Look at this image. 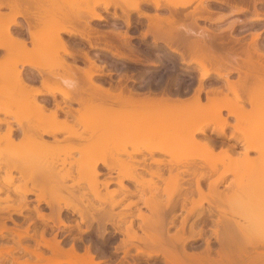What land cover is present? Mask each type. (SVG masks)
<instances>
[{"label": "bare ground", "instance_id": "6f19581e", "mask_svg": "<svg viewBox=\"0 0 264 264\" xmlns=\"http://www.w3.org/2000/svg\"><path fill=\"white\" fill-rule=\"evenodd\" d=\"M47 1L49 0H0V51H5L3 57L0 58V66L8 63L14 66L16 70L15 77L11 81L12 84L14 83L13 85L9 82L4 84L5 80L3 79H6L8 75L4 77V73H1L2 70L0 71V193H6L5 198H0V239L6 240L5 244H0V264H6V262H11L12 264H102L103 260L101 261V257L99 259V255L96 252L94 253L96 249L92 248L93 240H91L93 243L89 242L88 244L86 236L95 232L94 230H96L97 226L96 231L100 233L101 238L103 235L104 239V234L109 224L113 225L116 233L119 232L125 235L113 247L115 250L111 252V254L113 253V256H111L115 258L116 254L122 252L124 253V259L129 256L134 259V254L131 255L130 251L135 247L137 254L147 255L148 257L162 256L163 264H264V191H262L263 193H255L256 189L261 188L259 186H264V184H261L264 183L261 182V180H264V166H261V169H253V174H248L252 175V179L247 178L246 180L249 179L251 184H249V188L243 192L237 202L238 209L243 214L239 212L242 220L234 219V209L232 207L233 210L230 209L231 204L227 205V202H223V198L225 191L233 190L236 184H227L225 186L226 190H220L219 188L224 181L228 180L230 173L227 172V169L218 175H215L216 172L214 171L203 170L204 166L197 162V158L193 156L196 150L190 149L196 143L205 152L214 151L216 139L204 138L203 141L194 139L197 133H205L206 129L204 126L182 134L178 132L179 129L178 131H175L177 129L174 130V132H178L185 139H189V143L180 147V150L188 152L187 155H184L187 169L184 168L182 172L185 170L183 173L190 176L188 177L191 180L190 183L195 182V186L182 185L175 187L173 194L167 200L157 199L150 201L142 196L139 200L127 203L125 207L130 210V213H115V208L120 206L123 199L128 196L125 195L121 199L115 200V195L122 190L129 191V194H135L139 189L136 188L132 191L119 176H117L116 181L121 189L108 190L109 184L113 180L112 178L100 181L102 176H110L112 171L116 169L115 165L119 162L117 153L107 154L106 149L100 145V142L106 141L110 137L119 138L124 131L129 133L136 129L137 126H132L136 123L134 120L125 123L127 118L136 117L141 121H146L151 119V115H155V120L157 122L160 121L161 128L165 129L168 126L179 128L172 125L175 121L173 119L170 120V113L178 109L186 112L179 114L181 119L186 117L195 118L198 115L193 114L194 112H189L202 109L205 105L201 104V102L198 105H179L188 97L184 98L181 91H179L181 95L178 92H176L178 93L176 95L171 94V90H166L167 88L163 91L161 90V92L155 90V93L148 91L145 94L131 89L127 93L123 92V90L115 93L112 88H105L96 84L94 81L95 73L91 69L84 70L85 76L89 81L88 84L90 85V82L92 84V87L89 86L91 90L86 92V89H82L78 93L80 96L76 95L75 79L72 76L75 73L77 74L75 72L77 66L69 63L63 57V54L70 56L75 54L69 44L65 42L66 40L64 41L63 34H68L69 36L79 35L83 38L92 36L90 35L92 33L90 31H93L90 30L91 20L102 21L106 19L103 16V12L98 10V6L102 1L97 0L93 5L88 2L91 7H87L86 3L87 8L82 9L78 5L76 7H68L64 2L59 3L60 0L53 9H50L48 5L44 6V8L48 7L49 9L44 10L46 11L44 12L41 8H43V4H47ZM106 1V11L109 12L110 6H114V17H123L128 26L132 25L133 11H137L139 17L148 18L149 27L147 31H144L142 37H146L147 34L153 32L154 43L164 41L163 43L166 44L168 51L180 55L181 63L190 64L196 62L204 68L205 72L201 73L199 77V87L196 88L193 96H191L194 99L200 100L202 92L206 90L204 89L205 81L214 72L218 75L217 77L227 81L228 88L233 89L235 93L240 90L242 95L246 96H241V98L239 95V100H243V103L247 100L252 107L263 103L264 49L262 50L263 44L261 46H258L261 43L257 44L258 38L261 36L260 32L256 31V29V32L252 33L250 44L248 46L244 45L245 48L242 43H240L242 46L237 43L238 40L235 42V39L234 41L233 38H229L231 39V44L235 42L236 44L234 45L236 47L237 45L241 47L240 50L239 47H231V44L230 47L229 45L227 46L226 42L221 40L220 29L218 32L213 30L212 33H205V29V32H201L202 30L198 29L200 27H197L199 19H210L208 14L212 13V9H210L212 4H208L209 2L228 4L229 7L230 5H235V12H242L247 10V8L242 7L243 5L240 6V4H245L249 0H198V5L187 13L184 10H188L189 6L193 5L191 1L134 0L127 8H123L117 0ZM252 1H254L256 6L262 0ZM4 7L10 8V12L12 11L14 14L2 11L1 9ZM118 7L122 8L121 14L117 12ZM152 7L154 8V13L150 12ZM164 10H166V14L162 13ZM254 10L252 19L257 20L256 22L263 20L264 11L256 8ZM20 18H25V22L20 21ZM187 20L196 27H191V24H189L190 26L186 25L185 21ZM234 26L235 24L229 26V30L231 31ZM223 29L224 31L226 30L225 28ZM120 36L127 40L125 43L122 42L123 45H128V32L121 33ZM120 36L117 38H121ZM107 37L109 38V36H106V39ZM227 37L229 36L227 35ZM231 37L233 36L231 35ZM26 38H29L33 44L29 50L33 51L32 53L35 50H39V54L37 51H35L37 55L31 54L29 50V52L27 51L28 39ZM236 38L239 39L240 37ZM111 40L107 39L105 43H107L106 49L110 50L113 55L132 60L139 59L135 58L136 55H133V50L130 49L131 46L129 45V47H126L131 50L130 54L111 50L114 48L111 47L114 44V40L113 44ZM216 46L222 48V50H218ZM25 50L26 52H24ZM242 50L245 57L240 62L237 52H242ZM86 56L88 57L87 53ZM88 59L91 60L89 57ZM51 60L56 62V64H52L54 65L52 66L53 68L57 65L59 66L58 68L64 69L66 72V74L61 75L63 77L58 74L59 78H63L64 87L49 86L48 81L54 78L41 74L42 72H40L39 78L30 70L24 72V68L28 67L33 70L45 68V63L51 62ZM91 62L94 63V60ZM207 63L213 67L211 69L207 68ZM169 67L172 66L169 65ZM221 69H225L226 72H222ZM234 71L239 73V78L237 81H230V74ZM11 76L10 78L12 79ZM38 81L42 87L35 85ZM248 82L251 83L248 84ZM6 85L10 87L7 89L8 86L6 87ZM258 87L262 90L258 89ZM217 90L220 92L222 89H214L213 87L207 90V98L209 99L210 93H215ZM85 92L88 96L83 94ZM59 95L62 96L61 99ZM98 95H101L99 97L109 107L93 106L86 102L87 100L90 102L96 101L99 98ZM5 96V100L9 99V97L15 98L14 103L12 105L3 103ZM243 98H246V100ZM188 99L192 100L190 97ZM75 102L83 104L82 107H74ZM145 102L154 105V107L140 112L114 111L112 109L115 103L121 106L123 104V106L130 105L135 107L140 103L146 104ZM84 112L89 113L85 117L88 124L85 125L84 131H79L78 124L74 118L83 122ZM110 113H112V116L107 117ZM230 113L235 116L239 115L233 109L230 110ZM101 117H105V122L97 120ZM260 117V114H256L250 117L249 123L246 124H249L248 127L250 125H261L264 128V120L258 121ZM224 125L228 124L224 123ZM225 127L223 126L217 132L219 136L225 134ZM86 131L90 132V134L86 135L84 133ZM62 133H66L67 136L61 138L60 135ZM179 135H175L174 139L176 140ZM48 137L53 138V140H49ZM66 138L67 140L80 139L85 142L79 144L71 142L65 152L58 151L59 148H62L60 142ZM229 139L239 140L234 133ZM246 143L247 145L242 152L246 156L249 151L261 150L262 148L261 140L257 138L247 139ZM234 149L235 146L229 144L224 150L226 152L225 155L233 158L232 154L236 151ZM74 151H79L80 155L71 160L70 157ZM230 151L232 153H229ZM203 157L205 158L202 159L209 160L208 156ZM156 162L163 163L161 159ZM74 166L77 168L75 169ZM102 167L105 170H102ZM74 172L80 174V178H76ZM163 172L164 170L162 171L161 169L154 174L163 178ZM234 175L237 176L235 172ZM130 178L135 179V176L132 175ZM69 179H72L73 183L68 184ZM207 179L209 184L206 192L201 182ZM84 181H88L94 187L92 189L93 197H89L88 192L83 190L82 182ZM13 185L14 188L11 189ZM104 188L107 190L106 192L103 191ZM47 190L56 191L61 196L56 199H49L46 196ZM195 193L201 196L202 199L210 197L212 200H207L210 207L204 208L202 200L195 199ZM32 195L35 196L33 200L36 202L33 206H31L32 199H30ZM70 196H78L80 202H66ZM5 200L7 202L14 200L15 202L2 204L1 202ZM140 200L151 210L154 218L147 219L144 217L140 207H138L139 213L137 215L132 213V206L138 205ZM96 202H99L100 205H97ZM189 202H191L190 207H188ZM43 204H45V207L41 208ZM185 208H187V215L177 225L175 219L178 215V210L183 211ZM199 208L200 210H198ZM47 210H49V213L46 212ZM27 211H33L35 214H25ZM65 212L70 216L68 214L66 216ZM236 212L235 214H237ZM15 214L17 216H25L26 219L14 218ZM75 214H78L81 218L76 226L81 227V223H87L86 228L82 229L79 235L72 230H65L71 225ZM227 214H233V216H228ZM190 215H193L194 220L188 224ZM249 215L251 218H248L250 217ZM136 218L141 219L139 227L142 230H145L148 224L153 225L154 227H150L151 233L144 231V234H138L134 229ZM211 220L215 221V224L210 223ZM8 221H11L13 226H8ZM49 221L51 223L53 221L56 227L58 225V229L52 226L53 223L50 226L48 224ZM25 223L26 226L23 227L22 225ZM32 225L35 228L33 229L34 232L30 233ZM173 226H176L177 230L171 233ZM53 228H56L53 237H46L48 229L53 230ZM210 230L212 233L209 232ZM62 232H66V235H71L69 247H66L68 243L66 235L59 238V234ZM107 233L109 234L110 232ZM115 237H106L104 246L107 244L111 245L112 241L110 240ZM212 237L215 238V241L212 240ZM199 239H203L201 244L198 243ZM135 241L143 243L145 248L135 244ZM214 242L218 243L219 246L217 248L212 245ZM81 243H87L84 252H80ZM46 249L50 251L49 255L46 254L48 252L45 251Z\"/></svg>", "mask_w": 264, "mask_h": 264}, {"label": "rangeland", "instance_id": "374dc122", "mask_svg": "<svg viewBox=\"0 0 264 264\" xmlns=\"http://www.w3.org/2000/svg\"><path fill=\"white\" fill-rule=\"evenodd\" d=\"M49 1H47V4H45V5L43 4V8H41V10H43V11L49 10L48 9L49 6H50L49 7L50 9H53L55 7L56 3L58 4V2L60 0H49ZM95 1L97 2V0H79V1L78 0H61L59 3L64 2V3H66V5L68 7L69 6L76 7L78 5V6H80V8L83 9V8L91 7L90 5L91 4L93 5V3ZM100 1H102V2L98 6V10L100 12H103V14H104L103 16H105L106 19H104L102 21L91 20V22H90L91 29L90 28H88V29L94 31V32L90 31V32H92L90 34L92 36H89V38L88 37L83 38L79 35L69 36L68 34H63L64 41L66 40L65 42H67V44H69L71 50H73L72 52L75 54L74 56L63 54V57L69 63H71V64L73 63L75 66H77L76 67L77 69L75 68V72H77V74L75 73V75L72 76V78L75 79L74 83L76 85V90H77L76 95H79L78 93L82 89H86V92L91 90L89 86L92 87V84H91V82H90V85L88 84L89 81L87 80V77L85 76L86 74L84 73V70L91 69L95 73V75H94L95 83L99 84L105 88H110V89L112 88V90L115 93H118L119 91H122V90H123V92L125 91V93H127L131 89V90L137 91V92L141 91L143 94H145L146 92L148 93V91L150 93H155V90H158L159 92H161V90L163 91L167 88L166 90H168V89L171 90V94L176 95L179 93V91H181L182 96H184V98L190 97L192 99V100H190V99L186 98L187 100L186 99L183 100V102H181L179 105H184V104L198 105L200 102H201V104L205 105V107H203L202 109H196V110L189 112V113L194 112L193 114H195V115L197 114L198 116L195 118L186 117V118L181 119L180 118L181 116H179V114L180 113H186V112L182 111V110H178V109L174 110V112L170 113V115H171L170 120L173 119V121H175V123H177V125H175V123L172 125H174L175 127L177 126L179 128H172V126H168L165 129L161 128L160 121L157 122L155 120V115H151V119L146 120V121H141L139 118H136V117L127 118L126 119L127 121H125V123H127L128 121L134 120L136 123L133 124L132 126H134V127L137 126L136 129L132 130L129 133H126V131H124L120 135L119 138L110 137V138H107L106 141L100 142V145L102 147H104V149H106L105 151L107 154L110 155V153L111 154L117 153L118 158H119L118 164L115 165L116 169L114 171H112L110 176H107V175L102 176L100 178V181H106V180L112 178L113 180L109 184L108 190L111 191L113 189H121L120 185L116 181L117 176H119L121 179H123V182L125 183V185H127L132 191L135 190L136 188L139 189V191L135 194H129V191H126V190H122V191L118 192L114 197L115 200L121 199L125 195H128V196H126V198L123 199L120 206L115 208V213H121V214L130 213V210L125 207L127 205V203L130 201L139 200L142 196L146 197L150 201L157 200V199L167 200V198H169V196H171L173 194L175 187H179L182 185H185V186L194 185L195 186V182L190 183L191 180L188 178L190 176H188V174H186V173H183L185 170L182 172V170L184 168L187 169L186 168L187 163L185 162L184 155H187L188 152L185 150H180V147L186 143H189V139H185L184 137L179 135L178 132L180 134H182L183 132H187V131L191 132V130L193 131L195 128H200L201 126H204L206 129L205 133H197L194 139L196 141H203L204 138L216 139L217 142H214L215 143L214 151L205 152V150L203 151L201 149V147L196 143H194L190 149L196 150V153L193 156L197 158L196 159L197 162H200L201 165L204 166L202 168L203 170L214 171V172H216L215 175L220 174L221 172H223L226 169H227V172L230 173L228 176V180L224 181L220 185L219 188H220V190H226L225 186L227 184H230V183L233 185L236 184V186L233 188V190L231 189V190L225 191L223 202H227V205H230V204L232 205V206L230 205V209H232V208L234 209V212H233L235 215L233 217L234 219L242 220V218H241L242 212L238 209V206H237L238 203L237 202H238L240 196H242L243 192L249 188L248 187L249 184H251V182L249 183V181L252 179L251 178L252 175L250 176L248 174L249 173L253 174V169H255V170H257V168L261 169L260 167L264 166V164H263L264 163V144H263V142H264V128L261 125L260 126L250 125L248 127L249 124H246V123H249L248 122L249 118L253 117L256 114L261 115V117L258 118V121L261 122L264 120V100H263L264 99V92L262 93L263 103L259 104L256 107H252L249 104V102H247L246 98H243L244 100H246V102L244 101V103H243V100L242 101L239 100V95H240V97L241 96L246 97L245 95H242V92H240V90L237 93H235L233 91V89L231 90L230 88H228V86H227L228 83L225 79L217 77L218 75L213 72L210 74L208 79L205 81V84H204L205 88L204 89H206V90H204L202 92L200 100L194 99V97H191V96H193L194 91H196V88L199 87V77H200L201 73L205 72L204 68H202L196 62H192L190 64L181 63L180 55L177 53H173V52L171 53V51H168L169 49L166 47V44L163 43L164 41H158L157 43H154V33L153 32H152L153 34L149 33L146 35V37L145 36L142 37L143 36L142 34L144 33V31L145 30L147 31L148 27H149L148 18L139 17L138 12L133 11L132 19H131L132 25L128 26L123 17H119V18L114 17V15H113V12L115 9L114 6H110V8L108 10L109 12H107L105 9V5H106L107 1L106 0H100ZM117 1L119 4H121V6L123 8L124 7L127 8V6L129 4H131L134 0H129V1L117 0ZM183 1H191L193 3V5H191V7L189 6L188 10H184L185 13L192 11L193 8L196 5H198L197 4L198 0H183ZM88 2L91 4H89ZM81 3H83V4H81ZM85 4L87 5V7ZM208 4L213 5V6L210 5V7H211L210 9H212V13L208 14L210 16V19L209 18L208 19H199L197 27H200L198 29L200 31L202 30L201 32H203L205 29V31H206V32L204 31L205 33H208V32L212 33L213 30L218 32L220 29V33H219L221 35L220 38H221V40L226 42L227 46L229 45V47H230V44H231L230 43L231 39H229V38H233V40L234 39L236 40V41L234 40L235 42H237V40H238L237 43L240 46H242V44H243V47L245 48L246 45L248 46V44H250L249 41L252 38L251 37L252 33L258 31V32H260L261 36L258 38L257 44L261 43L258 46H261L263 44L262 50L264 49V19L260 20V22H259V20H258V22H256L257 20L252 19V17H254L253 14H254L255 8L260 10V11H264L263 0L261 2L259 1L256 6L254 4V1H252V0H249L245 4H240V6L243 5L242 7L247 8V10L242 11V12H237V11L235 12V9H236V7H234L235 5L234 6L230 5V7H229L228 4L226 5V4H222V3H210L209 2ZM216 4H218V5H216ZM47 5H48V7L44 8V6H47ZM83 5H85V6H83ZM233 9H234V12H233ZM1 10L4 12H7V13H12V11L10 12L11 9L8 7H4ZM33 11H35V10H33ZM44 12H46V11H44ZM117 12H118V14H121L122 8L118 7ZM150 12L151 13L155 12L153 7H152V10H150ZM162 13L166 14V10H164ZM12 14H14V13H12ZM9 16H12V15L10 14ZM263 18H264V16H263ZM20 21L25 22V18H20ZM137 23L138 24L140 23V24L138 25ZM185 24L190 26L189 24H191V22H189V20H187V21H185ZM232 24H235V26L230 31L229 26H231ZM191 27H196V26L192 25ZM226 27H228V28H226ZM223 28L226 29L225 30L226 32L224 31ZM198 29H197V31H198ZM221 30H223V31H221ZM126 32H128V34H129V37H127L129 39L128 45L131 46L130 49L133 50L132 51L133 55L135 54L136 56H138V57H136L134 55L135 58H139V59L132 60V59H128V58L118 57L116 55H113V53L110 50L106 49V47H107V43H105L106 40L112 39L111 40L112 44H113V40H114L115 45L113 44V46H111V47H114L111 50H116V51L118 50L119 53L123 52V54H124V52H125V54L126 53L130 54L131 50H129V48L126 47L128 45H126V46L123 45V43H125V41H127V40L123 39L120 36L121 33H126ZM103 33L105 36L103 35ZM226 33L229 37H227ZM231 35L233 37H231ZM106 36H109V38L111 36L112 37H111V39H109L108 37L106 39ZM118 36H120L122 39L117 38ZM234 36H235V38H234ZM26 37H28V36H26ZM236 37H240V38L238 39ZM26 39H28V46H27V51H28L29 49L32 48L33 44L29 38H26ZM239 40H240V42H239ZM235 42H232L233 45L231 44V47L235 46L234 45V44H236ZM240 43H242V44H240ZM216 47H218V46H216ZM237 47H239V46L237 45ZM240 48L241 47H239V49ZM218 50L221 51L222 48L218 47ZM35 51H37V53H38L39 50H35ZM35 51H34V53H32L33 51H30V52H31V54L37 55V53ZM116 51H114V52H116ZM237 51H238V49H237ZM24 52H26V50ZM4 53H5V51H3V50L0 51V58L3 57ZM86 53L91 60L88 59V57L86 56ZM237 53H238L237 54L238 60H240V62H242V59L245 57L243 50H242V52L239 51ZM93 60H94V63L91 62ZM51 62L45 63V68H41V69L38 68L39 70L38 69L33 70L29 67L24 68V72H28L30 70V71H32V73L34 75L38 76V78L40 77L39 76L40 72H42L41 74H45L47 76L49 75V77L54 78V79H50L48 81L49 86H51V87H56V86L64 87L65 84L62 80L63 78L61 79V78H59V76L63 77L61 75L66 74L65 70L58 68L59 66H57V65H55V67L53 68L52 66H54V65H52V64H56V62H54L53 60H51ZM48 64H49V66H48ZM169 65L172 67H169ZM19 67H21V66H19ZM48 67H50V68H48ZM211 67H213V66L210 65L209 63H207V68L211 69ZM167 68H169V69H167ZM1 70H2L1 73H4V77L5 76L7 77V75H8V77L6 78L7 81H6V79H3V80H5L4 84H8V82L11 83V81L13 80V77H15V74H16L15 73L16 70L14 69V66H12L11 64H8V63H4L0 66V71ZM221 71L226 72L225 69H223V70L221 69ZM58 74H60V75L58 76ZM11 75H13V76H11ZM10 76L12 77V79L10 78ZM238 76H239L238 72H235V71L232 72V74H230V81H237V79L239 78ZM250 83L251 82H248V84H250ZM9 85H6V87L8 86L7 89L10 86L12 87V85H10V86ZM35 85L38 87H42V85L39 81L36 82ZM213 87H214V89L219 88V90L222 89L223 91L221 90L220 92H218V90H217L215 93H210L209 97L212 99V101H211L210 98L209 99L207 98L206 92H207V90H210ZM258 89H260V88L258 87ZM260 90H262V89H260ZM152 91H154V92H152ZM158 91H156V93H158ZM86 92L83 94H86V96H88ZM176 92H178V93H176ZM181 92L179 93L180 95H181ZM99 94H100V92H99ZM6 96L3 99V103L12 105V103H14V101H15V98L9 97V99L5 100ZM60 96L61 95H59V98L61 99L62 96L61 97ZM99 96L101 97V95H98V97ZM100 97L98 99H96V101L94 100V101L90 102L89 100H87L86 102L88 104L93 105V106L97 105V106L109 107L108 104H105V101L103 103V100ZM7 98H8V96H7ZM79 103L80 102H75L74 107L81 108L83 104L81 105ZM140 104L139 105L137 104V105L142 106V108L138 111L127 110L125 108H134V107L130 106V105L129 106L124 105L125 106L124 107L123 104H122V107H124V109H118L117 110V109H115V107L118 105L116 103L113 105L112 109H114V111L140 112V111H143L147 108H153L154 107V105L148 104V103H146V104L142 103L141 105ZM135 107H137V106H135ZM231 109H233L234 111L236 110L239 115L238 116L232 115L230 113ZM86 112L83 113V117H84L83 122H80L78 119L74 118V120L78 124V130L79 131H84L85 125L88 124L85 117L89 113L87 114ZM112 113L108 114L107 117H111ZM97 120L105 122L104 121L105 117L104 118L101 117ZM224 123H227L228 125H224ZM223 126L224 127L226 126L225 132H224L225 134L219 136L217 132L219 130H221V128ZM254 126H258V127L253 128ZM175 129H177V130H175ZM178 129H179V131H178ZM174 130L178 131V132L176 133V132H174ZM84 133L86 135L90 134V132H88V131H86ZM233 133L236 134V136L239 138V140L229 139V137ZM175 135H179L180 137L178 136V138L175 140L174 139ZM66 136H67L66 133H62L60 135L61 138H64ZM251 138L252 139L257 138V139L261 140V147L262 148H261V150L260 149L259 150H251V151H249V154L246 156L242 152L244 151V148L247 145L246 140L251 139ZM49 140L52 141L53 138L50 137ZM71 142L79 144V143H84L85 141L80 140V139L79 140H74V139L73 140H69V139L67 140V138H66V139H64V141L60 142V144L62 145V148H59L58 151L65 152L68 144ZM229 144L235 146L234 151L235 150L236 151L233 152L234 154H232L233 158L225 155L226 152L224 150L228 147ZM221 150H222V152H221ZM229 153H232V151H230ZM79 155H80L79 151L78 152L74 151L70 158H71V160H73L74 158L79 157ZM203 156H208L209 160L202 159V158H205ZM241 157H242V159H241ZM160 159L163 161V163H157L156 162L157 160H160ZM68 160H70V159H68ZM67 166H68V164H67ZM74 168L76 169L77 167L74 166ZM214 168L216 171L214 170ZM101 169L105 170L104 167H102ZM161 169H162V171L164 170L163 175H162L163 178L162 177L160 178V176H157V174H154L155 172L160 171ZM232 172H233V174H232ZM234 172H235V174H237V176L234 175ZM74 173H75L76 178H78L80 174H77L76 172H74ZM242 173H244L243 176H242ZM132 175L135 176V179L130 178V176H132ZM241 177H242V180H241ZM243 177H244V180H243ZM247 178H250V180L249 179L246 180ZM240 180L242 183L240 182ZM261 182H264V180H261ZM16 183H18V182L16 181ZM67 183L71 184V183H73V180L69 179ZM201 184H202V187L204 188V190L207 192L209 180L208 179L205 181L202 180ZM261 184H264V183H261ZM82 185H83V190L88 192V196L93 197L92 196V189L94 187L92 186V184L89 183L88 181H84V182H82ZM100 186H101V183H100ZM259 187H261V188H258L255 191V193H257V194L260 192L263 193L262 191H264V186H259ZM13 188H14V185L11 187V189H13ZM103 191L106 192L107 190L104 188ZM5 196H6L5 192L0 193V198H3V197L5 198ZM46 196L49 199H56V198H59L61 196V194L56 192V191L47 190ZM255 196L257 197V195H255ZM194 197L196 200H202L204 208L210 207V204L207 201L208 199L212 200L210 197L207 199H202V197L199 196L197 193H195ZM34 198H35L34 195L30 196V199H32L31 206L35 205V203H36L33 200ZM79 200L80 199L78 196H75V197L70 196V197H68L66 202L79 203L80 202ZM14 202H15L14 200H10L8 202L5 200L1 203L7 204V203H14ZM96 204L98 205L99 202H96ZM233 204H235L236 206ZM190 206H191V202L188 203V207H190ZM43 207H45V204H43L41 206V208H43ZM138 207L141 208V210L144 214V217H146L147 219L154 218V215L152 214L151 210L144 205L142 200H140L138 202V205L132 206L131 211L133 214L137 215L139 213ZM198 210H200V208ZM235 210L238 212H236ZM178 211H177L178 215L175 219V222L177 225H179L181 223V221L187 215V208H185V210H183V211H181L180 209ZM46 212L49 213V210H47ZM235 212L237 214H235ZM31 213L33 215L35 214V212H33V211H27L25 214H31ZM64 214H66V216H67L68 213L65 212ZM230 215L233 216V214H230ZM230 215H228V216H230ZM214 216L216 217V215H214ZM14 218H19L20 220L26 219L25 216L24 217L23 216H17L16 214L14 215ZM248 218H251V216ZM80 219H81L80 216L78 214H75L73 216V220L71 221V225L67 228L64 227L65 230L66 231L72 230L73 232L78 233V235L81 234L82 229L86 228L87 223H81V227L76 226L77 222ZM193 220H194L193 215H190L189 220H188V224ZM140 222H141V219L136 218V223H135L134 229L138 232V234L142 235V234H144V231L151 233L150 227H154V226L148 224L146 229L142 230L139 227ZM52 223H53V221H52ZM52 223H51V221H49L48 224H50V226H51ZM210 223L215 224V221L211 220ZM54 224L55 223H53L52 226L56 227L55 226L56 224L55 225ZM8 226H13L11 221H8ZM22 226L25 227L26 223ZM107 226L108 227H107L105 234L107 232H110V233L109 234L107 233V235L104 234V239H106V237L112 238V237L116 236L115 238L110 240V241H112V243L109 241L111 243V245L110 244L106 245L107 247L109 246L108 249L106 246H104L103 235L101 238L100 233L96 231L97 226H96V230H94L95 232L88 234V236H86L88 239L87 240L88 244H89V242H91V240H93L94 244H92V248L96 249V250H94V253L96 252V254L99 255V259L101 257V261L103 260L101 262L102 264H124V263L125 264H154V263L155 264H163V261H162L163 257L162 256L148 257L147 255L137 254L135 247H133L130 251L131 255L134 254L133 255L134 259L131 256H129L127 259H124L123 258L124 253H122V252H119L118 254H116L114 252V254H116L117 256L114 255V256H116V258L112 257L113 253L111 254V252H113V250H115L113 247H115V245H117V243L120 242V239L124 238L125 235L123 233H119V232L116 233L113 225L109 224ZM57 227H58V225H57ZM34 228H35V226L33 227V225H32V229H30V233L34 232V230H33ZM55 229L54 228H53V230L48 229V231L46 233V237L52 238L54 235V232L56 231ZM176 230H177V227L173 226L171 228V233L175 232ZM209 232L212 233L211 230ZM5 233H8V232H5ZM65 235H66V232H62L59 234V238H61L62 236H65ZM70 237H71V235H66V238H68V243L66 244L67 245L66 247L70 246V243H69ZM199 240H198V243L201 244L203 242V239H199ZM212 240L215 241V238L212 237ZM93 242H91V243H93ZM99 242L101 243L102 247H101V245H99L100 244ZM1 243L5 244L6 240L0 239V244ZM31 243L34 244L33 241H31ZM134 243L138 244L141 248H145V245L141 242L135 241ZM86 244L87 243H85V244L81 243L80 252L81 251L84 252V248H85ZM212 245L214 247L216 246L215 248H217V246H219L217 242H214ZM45 251H48L46 254L49 255L48 253L50 251L47 249ZM103 252H104V254H103ZM7 256L9 257V255H7ZM6 264H12V263L6 262Z\"/></svg>", "mask_w": 264, "mask_h": 264}, {"label": "crops", "instance_id": "0c3cea01", "mask_svg": "<svg viewBox=\"0 0 264 264\" xmlns=\"http://www.w3.org/2000/svg\"><path fill=\"white\" fill-rule=\"evenodd\" d=\"M142 108V106H137V107H134V108H125V109H127V110H131V111H138V110H140ZM115 109H124V107H122L121 105H117L116 107H115Z\"/></svg>", "mask_w": 264, "mask_h": 264}, {"label": "flooded vegetation", "instance_id": "af4514ba", "mask_svg": "<svg viewBox=\"0 0 264 264\" xmlns=\"http://www.w3.org/2000/svg\"><path fill=\"white\" fill-rule=\"evenodd\" d=\"M208 228H210V227H208Z\"/></svg>", "mask_w": 264, "mask_h": 264}]
</instances>
